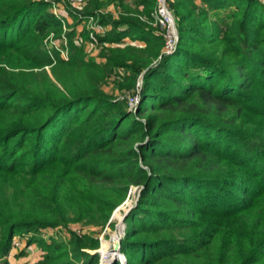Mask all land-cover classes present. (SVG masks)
I'll use <instances>...</instances> for the list:
<instances>
[{"label": "trees", "instance_id": "obj_1", "mask_svg": "<svg viewBox=\"0 0 264 264\" xmlns=\"http://www.w3.org/2000/svg\"><path fill=\"white\" fill-rule=\"evenodd\" d=\"M127 1L66 8L65 60L44 42L62 33L50 3L0 0L1 260L16 235L107 225L139 188L113 264H264V3L167 0L166 56L155 0ZM110 4L116 17L99 12ZM89 18L107 28L99 63L77 41ZM112 77L126 93L142 77L134 111L103 91ZM31 242L33 264H99L85 233Z\"/></svg>", "mask_w": 264, "mask_h": 264}, {"label": "rangeland", "instance_id": "obj_2", "mask_svg": "<svg viewBox=\"0 0 264 264\" xmlns=\"http://www.w3.org/2000/svg\"><path fill=\"white\" fill-rule=\"evenodd\" d=\"M100 1H102L104 3L106 2V0H100ZM260 1L262 3H264V0H260ZM87 2H88V0H85V5ZM157 2H158V0H155V12L157 10V5H158ZM195 3L199 4L200 0H196ZM127 4L129 6H132V1L128 0ZM167 4H168V7L171 11L173 22H174V25L176 28V33L178 34V30H177V22L178 21H177L176 15H175L174 11L171 10L168 1H167ZM57 5H56V7L50 5L48 7V11L52 14L56 13V14H58V16H60V15L63 16L64 19H63V23H62V33H61L60 37H56L53 33H51L44 40V42H45V45L50 49L51 48H58L62 53V57L65 60H67V52H66V49H64V47L67 46L66 45L67 40L65 39V34L68 31H70V29H71L70 27L74 23V20L70 17L69 13L66 11V8H72L73 11H77V12L81 11V8L73 6V4L70 2V0H57ZM99 12L101 14L112 13L113 16H115V17L117 16L115 6L111 5V4L107 5L105 8L101 9ZM218 13L223 15V11H220ZM209 17H210V19L215 18L213 13H210ZM141 20L144 22L146 21L144 18H141ZM96 22H97V20H95V19L92 21L82 20L80 22V26L76 29V34L80 35V37L78 38L77 41L84 44L86 58L88 60H94L95 62L99 63V62H101L99 56H100L102 46L99 45L98 43L95 44L89 40V34L92 31V30H90V32H89V28L91 29V25L96 23ZM153 23L154 24H152V26L157 27V25H155V19H154ZM165 28H166V26H164V28H161V30L160 29L159 30L163 34H165V31H166ZM84 30H86L85 32L87 33L86 34L87 36H85V37L81 36V34ZM106 30H107V28L105 29V31ZM125 42L130 43V40L126 39ZM46 69L49 70V67H46ZM119 74H121L123 76L125 73L123 71H121ZM114 80H115V78L112 77L106 81V84L103 85V91L104 92L112 94L113 96L117 97L118 99L125 98L127 101L133 97V94L136 90L138 81L136 82L134 89L131 92L126 93V92H120L118 90L117 86L115 85ZM141 80H142V77H141ZM139 195H140L139 188H133L132 191L128 194L126 200L113 212L109 223L105 226L86 225L84 223H77V224L70 223V224H68L67 227H59L56 229L47 228V229H42L37 233H23L20 235H16L15 237L18 241V246H16L15 248H13L9 252V255L5 258V264H32V263H30L31 260H33L36 256V254H38V252L40 251L39 245L35 242H31L32 237H35V238L40 239V240L48 241V242L51 239L65 240V238H68L69 232L71 230L76 231V233L81 231V232H84L85 234H88V235H91V236L98 238L100 246H99V249L97 251L99 253L104 252V254H103L104 257L102 258L103 259L102 261L104 264H111L112 261H113V263L116 261L122 262L121 257H118L114 261L116 254L112 251L114 244L117 242V236L118 235L116 233V228L120 224V220H122L123 216L125 214L127 215L130 212V210L136 206V204L138 202ZM128 201H129V203H127ZM116 211H119L121 214V217L118 219L114 217V213ZM122 222H123L124 227H125L124 233L122 234V237H123L125 234V230H126V224L124 223V219L122 220ZM119 227H121V225ZM119 230H120V228H119ZM121 256H123V255L121 254ZM100 257H101V255L99 254V261H100ZM3 261L4 260H1V258H0V264L1 263L4 264Z\"/></svg>", "mask_w": 264, "mask_h": 264}, {"label": "built area", "instance_id": "obj_3", "mask_svg": "<svg viewBox=\"0 0 264 264\" xmlns=\"http://www.w3.org/2000/svg\"><path fill=\"white\" fill-rule=\"evenodd\" d=\"M46 2L50 3V5L56 7L57 5V0H45ZM70 2L73 4V6H76L78 8H81L85 5V0H70ZM158 5H157V10L154 13V19H155V25H158L159 28H164L166 26V31L164 34L165 38V46H164V51L163 55H170L175 52L178 44V34L176 33V28L173 22V18L171 15V11L168 7L167 0H158ZM58 6V5H57ZM54 14V13H53ZM79 14V13H78ZM56 17H60L63 19V16H58V14H54ZM88 21L94 20L93 18L87 19ZM63 22V21H62ZM106 28L102 27L101 25L94 23L91 25L92 30L89 34V40L92 41L93 43L97 44V35H103L104 31ZM142 87V80L141 77L137 82V87L136 90L133 94V97L128 100V106L130 111H134L136 107L138 106L140 102V91ZM84 232L79 231L77 234H81ZM18 246V241L16 237L13 238L12 240V249ZM101 255L99 264H104L103 259H102V254L98 253ZM122 263L125 261L124 256H121Z\"/></svg>", "mask_w": 264, "mask_h": 264}, {"label": "water", "instance_id": "obj_4", "mask_svg": "<svg viewBox=\"0 0 264 264\" xmlns=\"http://www.w3.org/2000/svg\"><path fill=\"white\" fill-rule=\"evenodd\" d=\"M156 64V63H155ZM154 64V65H155ZM126 216V214L123 216L122 220L124 219V217ZM122 220H120V224L117 226L116 228V233H117V242L114 244L112 251L116 254L115 259H117L118 257H121V253H120V240L122 238V234L124 233V224L122 222ZM121 225V227H119ZM120 228V230H119ZM93 253H99L98 251H95ZM113 263V261L111 262V264Z\"/></svg>", "mask_w": 264, "mask_h": 264}, {"label": "crops", "instance_id": "obj_5", "mask_svg": "<svg viewBox=\"0 0 264 264\" xmlns=\"http://www.w3.org/2000/svg\"><path fill=\"white\" fill-rule=\"evenodd\" d=\"M101 60V59H100ZM40 250V249H39ZM41 254H42V251L40 250L39 252H38V254H36V256H35V258L33 259V260H31V262L30 263H34V262H36V261H38L39 259H40V257H41Z\"/></svg>", "mask_w": 264, "mask_h": 264}, {"label": "bare ground", "instance_id": "obj_6", "mask_svg": "<svg viewBox=\"0 0 264 264\" xmlns=\"http://www.w3.org/2000/svg\"><path fill=\"white\" fill-rule=\"evenodd\" d=\"M101 254H102V258H103V257H104V256H103L104 252H101ZM105 256H106V255H105Z\"/></svg>", "mask_w": 264, "mask_h": 264}]
</instances>
